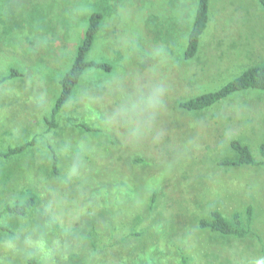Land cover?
<instances>
[{
	"label": "rangeland",
	"instance_id": "1",
	"mask_svg": "<svg viewBox=\"0 0 264 264\" xmlns=\"http://www.w3.org/2000/svg\"><path fill=\"white\" fill-rule=\"evenodd\" d=\"M258 1L209 0L186 61L198 0H0V153L24 146L0 157V264H264V91L180 106L264 65V47L240 55L264 45ZM93 12L87 61L112 70L86 69L50 128ZM232 141L256 166L222 165ZM248 208L244 239L199 227Z\"/></svg>",
	"mask_w": 264,
	"mask_h": 264
},
{
	"label": "trees",
	"instance_id": "2",
	"mask_svg": "<svg viewBox=\"0 0 264 264\" xmlns=\"http://www.w3.org/2000/svg\"><path fill=\"white\" fill-rule=\"evenodd\" d=\"M264 9V0L259 1ZM102 21L101 14L93 12L88 19L87 29L84 34L82 43L78 46L75 58L70 68L65 72L59 81L60 93L56 99L51 111L49 127L55 126L54 118L60 112L62 107L69 100L74 88L78 84L83 72L88 68H96L110 72L112 69L110 65L105 62H91L87 61V55L91 49L94 39L100 29ZM208 22V0H198V6L195 12L193 25L188 36L187 48L184 53V58L190 60L195 57L198 48V42L201 34L206 28ZM247 90L264 91V66H254L245 69L240 75L233 78L221 88L214 92L200 95L187 102L181 103V108L189 112H198L210 108L216 103L228 98L229 96ZM232 150L236 153L237 159L235 161H225L222 165L225 166H256L250 149L238 141L230 143ZM24 150V146L10 149L7 153H0V157H9L19 154ZM259 154L264 159V143L260 145ZM56 157L54 164H56ZM31 205L26 208L9 207L5 208L8 213L23 216L26 209H30ZM251 209H247L246 226L243 225L242 220L238 214L233 216V222H228L219 212L213 211L210 214V220H201L199 223L200 229H207L211 233L221 235L223 237H231L236 239H244L249 234L247 227L251 224ZM1 218V213H0ZM185 262V258L182 259ZM33 264V262H31Z\"/></svg>",
	"mask_w": 264,
	"mask_h": 264
},
{
	"label": "crops",
	"instance_id": "3",
	"mask_svg": "<svg viewBox=\"0 0 264 264\" xmlns=\"http://www.w3.org/2000/svg\"><path fill=\"white\" fill-rule=\"evenodd\" d=\"M260 1V0H259ZM258 1V5H261L260 4V2ZM227 6H231L232 7V9H231V11L232 10H234V8H235V6H232V5H227ZM210 7H211V5H209V0H208V12H209V9H210ZM261 9H262V11H264V9H263V7L261 6ZM208 21H209V18H208ZM232 24V23H231ZM207 26V25H206ZM237 28H238V26L236 25V24H234L233 25V27L231 28V31L234 33V34H236L237 33ZM205 30H206V28H205ZM204 30V31H205ZM204 31H203V33H204ZM190 33V32H189ZM203 33L201 34V35H203ZM238 34V33H237ZM188 36H189V34H188ZM240 39H244V37H245V34H244V32H243V29H242V31L237 35ZM236 36V37H237ZM201 37V36H200ZM264 40V39H263ZM262 40V41H263ZM199 42H200V38H199ZM198 42V48H197V53H196V55H195V57H193V58H196V56H198L199 55V53H200V46H202V45H200V43ZM187 43H188V39H187ZM203 47V46H202ZM201 47V48H202ZM251 47H253L254 48V50H257V52H260L261 51V48L262 47H264V45H263V42H260V43H257V44H248V45H245V48L248 50V54H245V52H241L240 53V55L243 57L242 59H244V55H245V57L248 59V57L249 56H251V54H254V52H252V51H250V48ZM186 48H187V46H186ZM186 48H185V50H184V53H185V51H186ZM240 49H242L243 50V47H239ZM253 50V51H254ZM239 52V51H238ZM250 52H252V53H250ZM184 53H183V55H184ZM192 58V59H193ZM185 59V58H184ZM186 60V59H185ZM191 60V59H190ZM237 61H239V60H241V59H236ZM186 61H189V60H186ZM220 61V60H219ZM218 61V62H219ZM234 62H235V56H234ZM256 66H262V65H260V64H256ZM264 66V65H263ZM254 67V66H253ZM65 74V73H64ZM82 77V76H81ZM75 89V88H74ZM73 92H74V90H73Z\"/></svg>",
	"mask_w": 264,
	"mask_h": 264
}]
</instances>
